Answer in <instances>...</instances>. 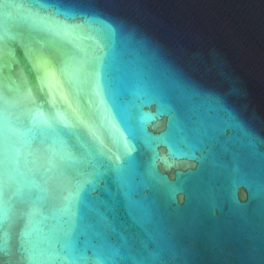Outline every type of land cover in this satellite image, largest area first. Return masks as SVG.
I'll return each instance as SVG.
<instances>
[{
    "label": "water",
    "instance_id": "water-1",
    "mask_svg": "<svg viewBox=\"0 0 264 264\" xmlns=\"http://www.w3.org/2000/svg\"><path fill=\"white\" fill-rule=\"evenodd\" d=\"M0 264H264V0H0Z\"/></svg>",
    "mask_w": 264,
    "mask_h": 264
}]
</instances>
